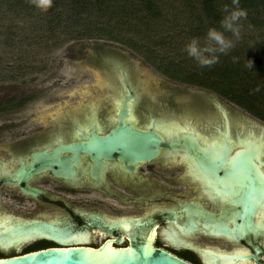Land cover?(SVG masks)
<instances>
[{
    "label": "flooded vegetation",
    "instance_id": "obj_1",
    "mask_svg": "<svg viewBox=\"0 0 264 264\" xmlns=\"http://www.w3.org/2000/svg\"><path fill=\"white\" fill-rule=\"evenodd\" d=\"M121 77L122 98L106 121L95 114L85 120L62 116L50 121L48 130L22 137L16 145L24 146L22 151L0 159V226L25 234L3 236L12 242L9 247L0 244V254L9 258L50 249H99L109 241L123 249L132 239L147 238H153L157 249L190 264H223L222 256L262 251L264 231L243 235L242 220L264 208V189H254L251 209L241 212L238 197L232 203L216 197L198 165L202 149L209 145L223 155V146L231 142L235 156L249 142H264V121L236 104L245 112L209 104L204 93L188 85H178L163 103L146 104L144 98L153 88H139L132 72L124 71ZM125 128L143 135L118 136L122 145L113 153L65 150L90 143L94 133L107 138ZM129 142L141 150L129 151ZM255 163L264 174V154ZM34 169L39 171L30 173ZM255 219L264 221V212Z\"/></svg>",
    "mask_w": 264,
    "mask_h": 264
},
{
    "label": "trees",
    "instance_id": "obj_2",
    "mask_svg": "<svg viewBox=\"0 0 264 264\" xmlns=\"http://www.w3.org/2000/svg\"><path fill=\"white\" fill-rule=\"evenodd\" d=\"M236 7L233 0H53L51 8L42 10L35 0H0V37L13 49L26 40L53 46L73 41L120 44L161 75L215 92L264 121V0H239L247 16L236 25L238 36L220 23ZM210 28L223 32L233 46L216 53V63L201 66L186 45L192 38L207 44Z\"/></svg>",
    "mask_w": 264,
    "mask_h": 264
},
{
    "label": "rangeland",
    "instance_id": "obj_3",
    "mask_svg": "<svg viewBox=\"0 0 264 264\" xmlns=\"http://www.w3.org/2000/svg\"><path fill=\"white\" fill-rule=\"evenodd\" d=\"M124 71L134 74L139 88H153L144 98L146 104L163 103L173 89L186 87L161 75L143 56L120 44L73 41L53 46L46 40H26L13 49L5 46L0 37V159L6 161L7 153L22 151L24 146H16L22 137L48 130L50 121L62 116L85 120L95 114L106 121L122 98ZM191 89L204 93L209 104H226L245 112L215 92ZM24 99V106H13ZM231 112L240 117L238 112ZM64 134L69 130L64 129Z\"/></svg>",
    "mask_w": 264,
    "mask_h": 264
},
{
    "label": "water",
    "instance_id": "obj_4",
    "mask_svg": "<svg viewBox=\"0 0 264 264\" xmlns=\"http://www.w3.org/2000/svg\"><path fill=\"white\" fill-rule=\"evenodd\" d=\"M124 75H126L124 73ZM126 87L130 93L135 96V90L129 85L126 79ZM126 131V132H125ZM125 131L119 129L114 131L110 137H97L94 133V138L90 143H80L71 145L65 148L66 151L75 152H97L101 155L107 153H113L116 151L117 146H121L118 136L128 135L133 137H139L143 134L132 131L130 128H125ZM145 136V135H144ZM147 136V135H146ZM161 146L167 147V145L161 140L157 139ZM132 142L128 143V150L135 151L141 150L140 145H133L134 149L130 146ZM157 151V150H156ZM39 170H31L30 173L37 172ZM57 176H61L57 174ZM25 193L35 196L30 190H24ZM5 226V224H1ZM0 226V244L1 246L9 247L12 240L4 238L6 235H21L22 232L15 230L2 231ZM4 236V237H3ZM9 237V236H8ZM153 238L147 239H132L128 248L117 249L112 246L111 241L105 243L99 249H93L88 247H73L62 249H50L26 255H20L9 258H0V264H190L166 251L157 249L154 247ZM122 242V241H120ZM150 249V252L148 251ZM147 253V254H145ZM264 254V249L258 251L255 255H230L222 256L221 260L223 264H247L245 261L254 260L257 264H264L260 256ZM242 260V261H241ZM245 260V261H244Z\"/></svg>",
    "mask_w": 264,
    "mask_h": 264
},
{
    "label": "snow or ice",
    "instance_id": "obj_5",
    "mask_svg": "<svg viewBox=\"0 0 264 264\" xmlns=\"http://www.w3.org/2000/svg\"><path fill=\"white\" fill-rule=\"evenodd\" d=\"M214 147L215 145H209L202 149L204 157L198 165L208 179L207 187L215 189V195L218 199L230 203H232L233 197H238L239 200L236 204L241 212L251 209L256 200L253 190L256 188L264 189V174L260 172L255 163L264 154L262 152L264 142L260 144L249 142L243 145L241 151L235 156L232 155L231 142L223 146L225 150L223 155L212 151ZM239 201H243V203ZM260 212H264V208L242 220V223L246 225L243 235L251 231H264V221L258 223L255 219ZM249 222L251 227H247ZM21 235L25 234L22 232ZM148 251L150 252V249Z\"/></svg>",
    "mask_w": 264,
    "mask_h": 264
},
{
    "label": "clouds",
    "instance_id": "obj_6",
    "mask_svg": "<svg viewBox=\"0 0 264 264\" xmlns=\"http://www.w3.org/2000/svg\"><path fill=\"white\" fill-rule=\"evenodd\" d=\"M37 7L42 10H47L52 7L53 0H35ZM233 4L236 5V9L229 12L221 20V26L225 31H230L234 35H239V27L236 25L241 18H246L247 12L238 7L239 0H233ZM225 11H228L227 7ZM207 44L201 46L198 38H192V40L186 45V51L189 56L195 59L201 66H210L218 61L216 53H226L233 44L228 40L224 33L216 28H210L207 33Z\"/></svg>",
    "mask_w": 264,
    "mask_h": 264
},
{
    "label": "bare ground",
    "instance_id": "obj_7",
    "mask_svg": "<svg viewBox=\"0 0 264 264\" xmlns=\"http://www.w3.org/2000/svg\"><path fill=\"white\" fill-rule=\"evenodd\" d=\"M4 224V223H3Z\"/></svg>",
    "mask_w": 264,
    "mask_h": 264
}]
</instances>
